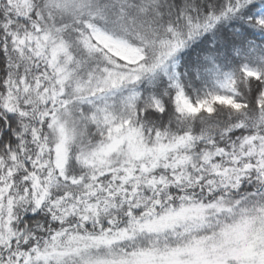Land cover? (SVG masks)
Listing matches in <instances>:
<instances>
[{
    "label": "snow or ice",
    "instance_id": "obj_1",
    "mask_svg": "<svg viewBox=\"0 0 264 264\" xmlns=\"http://www.w3.org/2000/svg\"><path fill=\"white\" fill-rule=\"evenodd\" d=\"M0 264H264V0H0Z\"/></svg>",
    "mask_w": 264,
    "mask_h": 264
}]
</instances>
